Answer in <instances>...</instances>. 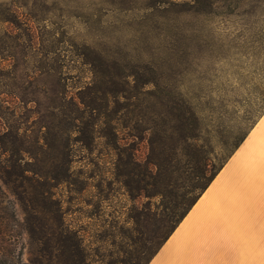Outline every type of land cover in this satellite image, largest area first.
Wrapping results in <instances>:
<instances>
[{
    "label": "rangeland",
    "instance_id": "obj_1",
    "mask_svg": "<svg viewBox=\"0 0 264 264\" xmlns=\"http://www.w3.org/2000/svg\"><path fill=\"white\" fill-rule=\"evenodd\" d=\"M69 100L87 104L76 133ZM179 105L202 110L191 140L159 132L176 124ZM263 108L264 0H0V147L31 149L42 170L66 152L69 182L87 183L83 193L74 190L78 182L53 188L66 209V264H77L76 237L91 264H145L171 204L201 182L188 178L185 154L210 169L228 153L239 124L244 128ZM122 123L151 131L136 139ZM113 126L121 142L133 141L138 161L155 164L151 184L133 201L119 184L105 186L116 159L107 143ZM6 129L11 134L2 135ZM40 132L49 148L35 145ZM3 198L11 199L7 192ZM13 206L21 220L24 207ZM31 211L35 229L46 214ZM97 224L107 230L100 240ZM20 231L15 251L26 262L29 236Z\"/></svg>",
    "mask_w": 264,
    "mask_h": 264
},
{
    "label": "trees",
    "instance_id": "obj_2",
    "mask_svg": "<svg viewBox=\"0 0 264 264\" xmlns=\"http://www.w3.org/2000/svg\"><path fill=\"white\" fill-rule=\"evenodd\" d=\"M67 103L71 106L70 111H75L74 116H72L73 122H71L73 133L79 132V126L76 122L78 123L79 120L81 121V114L85 111L87 104L80 101L82 108H79L77 103L72 100H69ZM207 111L214 112L215 108L210 105ZM201 112L202 110H198L191 105H179L174 116L171 117V119L175 120L176 124L172 126L169 125V123H165L162 128H159V132L164 135L166 131L171 130L172 133L177 132L180 140H191L195 136L194 131L199 125L202 115ZM263 112L264 108L262 111H259L257 117L254 120H250L244 128L239 124V131L233 137V142L230 143L228 153L217 164L212 163L210 169L208 168V162H205L204 165L197 166V160L190 154H185L188 155V161L186 160L188 178L193 179V176H195L201 179V182L193 184L191 189L187 190L185 197L181 196L179 201L175 200L176 202L174 201L171 204L170 208L172 209V214L165 220L162 219L163 222H159V226H164L165 233H167H164L165 235L163 234L162 238L157 241V247L166 239L168 234L174 229L186 212L190 210L228 158L246 138ZM94 121L93 118L89 126H92ZM122 124L121 128H128L127 132L129 133L127 135L140 140L144 138L145 133L151 131V127L149 126L131 125L129 127L127 124ZM70 129L71 127H69V134L71 133ZM18 131L19 130H15L13 137L19 136ZM10 132L12 131L6 129L2 135H9L11 134ZM20 134L23 136V132ZM124 139L125 137L120 136L113 126L108 136L107 143H109L111 149L114 150L116 159L114 171L111 176L112 178L107 180L105 186L110 189V184L112 182L119 184L128 198L133 201L136 195L141 194V192L145 190V187L151 184V179L153 177L151 165L153 163L148 158L141 162L138 161L133 152L135 150V144L132 140L127 143L121 142ZM68 140L69 136L66 135L65 143H68ZM74 140L80 141L79 138L76 137ZM225 142H227V139L224 140L223 143ZM34 143L40 149L46 147L47 143L45 142L43 132L36 134ZM2 147L3 148L0 147V156L3 157L1 159V163L3 164L1 168H3V170L2 173L0 172V264H53V262L57 264H66L70 252V237L67 235L68 227L65 222L66 209L62 201L54 196L53 188L60 183L73 184L78 182L76 180L69 182V177L73 173L70 167L71 160L66 155V152H63L54 168L42 170L35 166L34 160L36 152L31 149L20 145L9 146V148ZM46 148H49V146ZM119 165H123L124 167L130 165L132 167L127 170H118ZM97 186H99L98 183L95 187ZM86 189L87 183L83 179L74 187L76 193H83ZM4 192H7L11 199H6L4 201ZM29 194L31 196L27 199V195ZM32 194L34 196H32ZM25 199L30 202V208L34 210L36 214L39 210L40 212L44 211V214H46V218H44L35 229L29 224V215H32V211L29 209L30 212H27L25 209ZM2 201L5 202L4 205H1ZM14 203H20L24 207L21 220L16 218L13 206ZM129 207L131 210H134L133 204ZM94 208L98 210V205L95 204ZM111 227L113 226H110V228ZM21 228L29 236V255L26 262L21 261L20 252L15 251L16 240L21 234ZM96 231V238L100 240L101 237L105 236L107 230L103 228L102 224H97ZM72 244L75 246L77 264H91V259L88 258L87 253L84 251V245L81 244V239L76 237V240H73ZM154 251L151 254H153Z\"/></svg>",
    "mask_w": 264,
    "mask_h": 264
},
{
    "label": "crops",
    "instance_id": "obj_3",
    "mask_svg": "<svg viewBox=\"0 0 264 264\" xmlns=\"http://www.w3.org/2000/svg\"><path fill=\"white\" fill-rule=\"evenodd\" d=\"M145 264H264V112Z\"/></svg>",
    "mask_w": 264,
    "mask_h": 264
}]
</instances>
